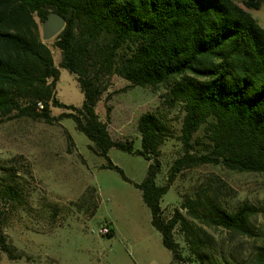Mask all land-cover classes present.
I'll use <instances>...</instances> for the list:
<instances>
[{
    "label": "trees",
    "instance_id": "16d2710c",
    "mask_svg": "<svg viewBox=\"0 0 264 264\" xmlns=\"http://www.w3.org/2000/svg\"><path fill=\"white\" fill-rule=\"evenodd\" d=\"M263 3L245 0L242 7L236 0H0V119L14 115L49 124L73 119L98 155L109 160L108 153L117 148L147 159L148 176L136 187L163 245L173 261L196 263L182 254L175 239L180 227L193 256L205 264L210 239L179 209L166 219L161 202L178 175L193 166L264 174V28L248 11L260 10ZM52 12L66 19L55 46L63 54L62 67L79 75L81 108L60 103L55 94L60 70L40 35V24ZM107 72L119 75L131 88L167 85L169 103L182 107L184 155L170 169L166 185L158 186L156 179L168 125L159 114L147 113L138 124L142 150L133 142L114 140L97 111L107 92L101 75ZM111 97L105 100L108 118ZM53 107L67 112L55 118ZM107 168L129 180L110 160ZM3 194L5 199H20L13 185ZM182 207L207 226L249 237L256 235L253 217L262 212L249 204L229 212L213 200L188 199ZM106 235L113 237L114 230L107 229ZM0 248L13 260L20 257L1 229ZM253 258L254 264H264V244Z\"/></svg>",
    "mask_w": 264,
    "mask_h": 264
},
{
    "label": "rangeland",
    "instance_id": "374dc122",
    "mask_svg": "<svg viewBox=\"0 0 264 264\" xmlns=\"http://www.w3.org/2000/svg\"><path fill=\"white\" fill-rule=\"evenodd\" d=\"M245 0H236L244 7ZM264 28V3L260 10H248ZM54 64L60 70L57 100L81 108L84 94L77 76L62 67L63 54L55 39H43ZM107 92L97 107L114 140L133 142L142 150L138 124L141 116L157 113L169 127L161 147L162 169L158 186L167 184L175 161L184 155L181 142L185 113L169 103L167 85L131 88L113 73L101 75ZM124 90V91H123ZM117 92V93H116ZM112 94L106 112V97ZM67 112L52 108L57 118ZM109 160L121 168H107L109 160L98 155L95 145L77 129L73 119L54 121L11 117L0 119V229L18 259L0 248V264H170L172 253L163 245L161 234L152 225V214L136 185L142 184L151 162L142 156L113 148ZM13 185L18 201L5 199L4 190ZM213 200L229 212L244 204L262 210L253 217L256 235H239L193 219L183 209L186 200ZM164 217L171 219L179 209L204 237L211 241L205 264H254L256 248L264 244V174L239 173L223 166H193L182 171L161 202ZM114 230L109 237L105 229ZM175 239L182 254L193 256L187 235L177 227Z\"/></svg>",
    "mask_w": 264,
    "mask_h": 264
},
{
    "label": "water",
    "instance_id": "95a60500",
    "mask_svg": "<svg viewBox=\"0 0 264 264\" xmlns=\"http://www.w3.org/2000/svg\"><path fill=\"white\" fill-rule=\"evenodd\" d=\"M66 19L57 12H52L48 20L43 24V39L51 41L55 39L66 27ZM79 77L78 74H75Z\"/></svg>",
    "mask_w": 264,
    "mask_h": 264
},
{
    "label": "built area",
    "instance_id": "2783aa9c",
    "mask_svg": "<svg viewBox=\"0 0 264 264\" xmlns=\"http://www.w3.org/2000/svg\"><path fill=\"white\" fill-rule=\"evenodd\" d=\"M39 107L43 108V105L40 103ZM104 231L107 232V229H105ZM170 264H196V263L189 259H183V260L173 261Z\"/></svg>",
    "mask_w": 264,
    "mask_h": 264
}]
</instances>
